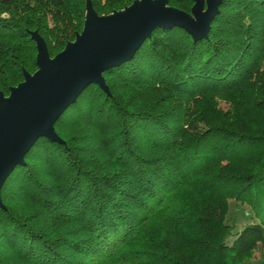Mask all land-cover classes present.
<instances>
[{"label": "trees", "instance_id": "trees-1", "mask_svg": "<svg viewBox=\"0 0 264 264\" xmlns=\"http://www.w3.org/2000/svg\"><path fill=\"white\" fill-rule=\"evenodd\" d=\"M90 1L108 16L136 0ZM86 4L0 0L1 92L38 70L31 33L54 57ZM104 77L3 185L0 264L264 261V0H223L202 41L159 28Z\"/></svg>", "mask_w": 264, "mask_h": 264}, {"label": "water", "instance_id": "water-1", "mask_svg": "<svg viewBox=\"0 0 264 264\" xmlns=\"http://www.w3.org/2000/svg\"><path fill=\"white\" fill-rule=\"evenodd\" d=\"M193 2L190 13L169 6L168 0H136L123 11L99 16L87 0L82 33L55 57L38 32L31 33L37 72H24V81L8 96L0 91V208L3 185L17 166L25 165L36 141L61 143L57 120L89 85L109 94L104 73L131 60L155 30L178 27L194 41L208 38L223 0Z\"/></svg>", "mask_w": 264, "mask_h": 264}, {"label": "rangeland", "instance_id": "rangeland-1", "mask_svg": "<svg viewBox=\"0 0 264 264\" xmlns=\"http://www.w3.org/2000/svg\"><path fill=\"white\" fill-rule=\"evenodd\" d=\"M169 5V4H168ZM194 6V5H193ZM193 8V7H192ZM123 11V10H122ZM81 34V33H80ZM78 35V34H77ZM77 37V36H76ZM76 39V38H75ZM75 41V40H74ZM73 41V42H74ZM70 43V42H69ZM67 46V45H66ZM65 49V48H64ZM59 54V53H58ZM57 54V55H58ZM56 56V55H55ZM54 56V57H55ZM37 72V71H36ZM34 74V73H33ZM32 74V75H33ZM18 86V85H17ZM16 87V86H15ZM13 88V87H12ZM9 94H10V91H9ZM6 96H8V95H6ZM224 107V106H223ZM233 213H234V216L236 217V219L238 220V221H240V222H242L243 223V221L247 218V216H248V214L243 210V208H238V207H234L233 206ZM248 218H249V216H248ZM247 221H249V219H247ZM251 263H253V264H264V261L263 260H261L258 256L257 257H255V259H253L252 260V262Z\"/></svg>", "mask_w": 264, "mask_h": 264}]
</instances>
